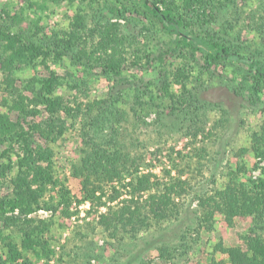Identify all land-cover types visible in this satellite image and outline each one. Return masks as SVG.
<instances>
[{
	"label": "rangeland",
	"instance_id": "374dc122",
	"mask_svg": "<svg viewBox=\"0 0 264 264\" xmlns=\"http://www.w3.org/2000/svg\"><path fill=\"white\" fill-rule=\"evenodd\" d=\"M159 5L189 18L192 32L212 29L210 34L264 61V0H165ZM79 16L84 29L75 25ZM126 17L113 14L107 0H0V29L38 32L33 41L42 47L70 48L64 60L53 55L17 61L11 78L0 61V81L9 83L0 87V114L7 113L13 123L0 133L2 151L11 150L15 166L27 150L46 154L60 175L53 193L62 188L68 197L66 190L71 192L68 202L56 197L55 209H8L0 217V231L19 247L22 222L52 224L42 233L50 241V257L38 260L25 253L12 264H231L225 248L248 252L247 237L264 241L263 212L244 207L232 212L223 202L227 188L234 203L264 176V80L236 59L209 64L203 55L172 45L170 35L157 27L144 31L133 20L136 14ZM3 44L0 55L5 56ZM113 62L125 64L123 74H102ZM50 69L68 78L54 91L64 106L55 114L37 101ZM72 74L80 78L77 86ZM19 93L27 99L9 109L4 98ZM104 104L115 108L102 133L105 144L138 156L133 176L150 178L136 191L128 185L132 175L120 182L92 176L87 187L85 177H73L72 164L98 140L91 116ZM9 173H0V196L13 192ZM173 179L185 180V190L164 192L163 183ZM130 198L138 201L130 204L135 217L114 220ZM1 242L5 260L8 250Z\"/></svg>",
	"mask_w": 264,
	"mask_h": 264
},
{
	"label": "trees",
	"instance_id": "16d2710c",
	"mask_svg": "<svg viewBox=\"0 0 264 264\" xmlns=\"http://www.w3.org/2000/svg\"><path fill=\"white\" fill-rule=\"evenodd\" d=\"M107 1L110 3V9L113 14L123 17H126L127 13L131 16L136 14V17H134L133 20L137 19V21H140L143 25L142 29L144 31L148 32L150 31V27H157L170 35L173 40L172 45L188 49L192 54L199 53L203 55L207 63L211 64L236 59L247 64L252 71L254 70L256 75H258L259 82L264 80V61L260 59L259 56L246 54L240 49L234 48L230 44L225 43L219 34L216 35L209 33L212 29L209 30L208 28H205L203 33L192 32L189 28L191 25L189 18L185 17L183 14L168 9L164 10L159 5L160 2H165V0ZM196 1L198 0H187V3L191 4ZM128 18L131 17L127 16L126 19ZM75 25L77 27L81 26L84 29V27H86L84 18L80 16L77 17V23ZM8 30L9 29H0V41L4 43L2 52L5 53V56L2 54L0 55V61L2 63L1 69L9 73L10 78L14 75V67H16L15 63L17 61L26 60L29 62L31 59L40 56L49 58L53 55H55L58 60H64V55L68 54L70 49L69 46H66L65 49L58 45H54L53 48L50 45H45V48L42 47L41 43L35 42L36 36H39L38 32H35L33 35V33H27L24 30L21 32H11ZM34 38L35 40L33 41ZM100 45H103L102 42ZM138 62V60H135L134 63L136 64ZM43 63L45 64V62ZM125 69V64L122 62H113L104 65L101 73L105 75H122ZM71 77L72 82L77 86V81L80 78L77 79L75 74H72ZM67 79L66 74L62 76L58 74V71L55 69H50L48 76L46 75L41 79L42 89L37 92V101L47 104L48 109L54 114L59 109L64 108L61 98L54 96V91L56 90L57 85ZM4 83L9 85L8 82L0 81V87ZM19 91L21 90L19 89ZM12 96L13 94L4 98L5 105L11 110H13L17 101L25 102L27 99L22 93H19L16 98H13ZM107 102L108 101L101 103ZM91 107L93 109L95 106L93 105ZM101 107L96 114L91 116V122L93 123L92 132L96 133L98 140H93L91 147H86L84 149V154L81 155L80 160L75 161L72 164L73 177L78 179L85 177L84 185L87 187L89 184H92V176H95L96 181L98 182L106 177L120 182L122 178L132 175V179L128 185L133 188V191H136L140 185L147 186L150 183L149 177L138 175H136V177L133 176V173L137 171L140 166L138 156H132L130 153H123L121 149L105 144L102 133L105 132L107 124L111 122V117L115 108L112 104H104ZM12 124L13 123L9 120L7 113L0 114L1 134H5ZM195 136H197V133H195ZM87 143L89 144V142ZM10 151L11 150L8 148L3 149L2 151L0 147V173L4 177L5 172L9 171V174H11L10 182L14 186L12 194L0 196V217H3V214L8 209L20 208L23 212L33 211L39 207L55 209V199L58 195V198H60L59 203L71 200L70 190H66V193L69 194L68 197L65 195L64 191L60 192V190H63L62 188L59 189L58 195L53 193L55 191L54 187L60 183V175L58 174L51 157L42 152L41 154L39 152V154H36L38 156H36L33 154V151L27 150L24 156L18 155L15 166L14 162L10 160L11 153L8 155V152ZM44 162H47V165H43ZM7 164L9 166H7ZM94 181L95 180H93V186L102 189V187ZM158 181L162 183L159 179ZM159 182H157V184H159ZM184 183L185 180L181 179H173L169 183H163L165 186L164 192L165 189H167V192H181ZM62 184L64 188L65 183L63 181ZM157 186L161 187L160 185ZM253 187L255 190L251 189V193L246 194L241 200L236 199L234 203L229 200L231 193H228V191L231 188H227L225 191L226 198L223 201L224 208L228 209V207H230L233 208L232 212H236L241 207H244L245 210L249 209L250 212L258 213L259 211V213L263 212L264 214V176L259 178V181H257ZM49 191L52 192V194L45 198ZM87 197L88 196H86V198ZM240 201L242 204H240ZM137 202L138 201L134 198L126 200L127 204L120 207L119 212H116L112 218L119 222H123L126 218L132 220L136 215V209H132L130 204L135 203V205H138ZM63 212L69 214L67 209ZM11 219L13 222L16 221L13 218H10V220ZM103 221L107 224L105 218H103ZM32 223L34 222L28 220L22 222L24 238L22 240V246L20 247L17 243L15 244L10 241L11 239L0 231V241H2V245L8 250L4 253H6L7 259H9L8 262L7 259L3 260L0 256V264H12L13 262H16L19 257H24L25 253H32V255H35L38 260H40L41 257H43V259L45 257H50L49 253L53 252L50 247V241L42 238V233L46 230H51L52 224L47 221L37 222L33 225ZM108 223L109 225H115V223L110 220ZM7 239H9V241ZM246 240L249 241L248 252H242L239 246L224 249V252L227 251L230 255L231 264H264V241L253 236L247 237ZM220 263L225 264V261H221Z\"/></svg>",
	"mask_w": 264,
	"mask_h": 264
}]
</instances>
